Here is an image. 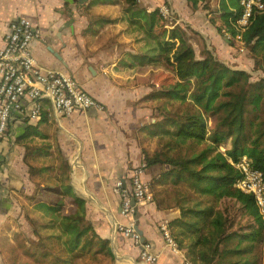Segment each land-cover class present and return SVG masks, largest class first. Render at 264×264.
<instances>
[{
	"label": "trees",
	"instance_id": "16d2710c",
	"mask_svg": "<svg viewBox=\"0 0 264 264\" xmlns=\"http://www.w3.org/2000/svg\"><path fill=\"white\" fill-rule=\"evenodd\" d=\"M186 1L192 11L207 10L218 34L227 36L230 46L247 49L263 74L253 79L247 70L234 68L194 29L199 41L193 47L190 25L176 12L166 18L158 6L138 0H123L119 19L93 14L89 24H123L136 44L120 59L123 66L149 65L175 73L150 93L159 106L139 132L145 142H154L151 151L143 148L145 167L161 168L150 187L160 209L176 211L168 227L184 258L192 264H257L258 250L264 247V212L253 194L235 186L238 170L229 156L248 157L264 178V7H254L247 23L239 26L241 0ZM185 59L195 62L183 67ZM46 117L42 112L40 120ZM32 130L27 125L18 139L36 186L28 199L38 214L31 219L26 215L36 235L35 244L27 247L34 248L29 255L50 258V264H115L110 239L98 234L87 218L85 199L74 194L70 165L58 143L33 142ZM220 145L231 150L229 156ZM66 197L73 198L72 211L63 206Z\"/></svg>",
	"mask_w": 264,
	"mask_h": 264
},
{
	"label": "crops",
	"instance_id": "0c3cea01",
	"mask_svg": "<svg viewBox=\"0 0 264 264\" xmlns=\"http://www.w3.org/2000/svg\"><path fill=\"white\" fill-rule=\"evenodd\" d=\"M167 1L181 20L198 28L206 40L209 38L221 59L239 66L237 63L241 62L244 50L239 52V49L230 46L229 38L221 37L208 17L203 19L201 8L192 11L186 0ZM122 2L123 0H0V47L5 44L12 21L21 17L32 19L45 32V39L34 43L39 67L72 75L100 105L98 109L75 111L67 118H57L48 107L43 110L47 112L43 121L40 120L41 117L31 120L23 118L22 114L12 116L11 130L3 138L0 156V264H8L15 240L20 233L26 234V231L19 233V228L15 229L16 227L10 233H4L7 224L4 215L9 211L11 200L13 197L32 195L36 191L34 182L29 178L25 146L18 141L29 124L33 128V142H39L42 138L46 142L55 140L58 143L63 158L70 165L69 178L74 194L85 199L87 218L98 234L109 238L111 245L112 240L119 238L131 243L130 247L135 250V260L124 258V261L133 264L186 263L178 244L177 250L168 246L160 230L161 224H169L176 211L160 209L154 195L138 205L137 226L144 241L151 243L157 255L155 262L148 263L138 258L140 247L131 240L122 238L116 229L123 219L120 215L121 193L124 189L132 188L134 171H141L142 177L148 182L160 171L157 165L145 167L144 144H140L143 133L139 132L138 127L140 117L137 105L149 98L152 89H148L143 99H140L130 88L136 81H140L137 84L140 90L142 84L148 88L153 85L148 84L146 78L140 77L143 74H131L133 67L123 66L120 61L127 51L132 50V39L125 35L121 22L106 23L103 26L100 23L93 26L89 24V16L93 14L119 19ZM144 3L145 6H158L165 1L149 0ZM109 26L113 28L110 29ZM239 36L235 37L237 42ZM144 93L142 91L141 95ZM36 131L39 133L36 134ZM72 201V197L63 199L66 211H72ZM28 207L32 208V205L28 203ZM21 217L25 223V218L19 215L17 222ZM27 242L28 240L24 241L21 246Z\"/></svg>",
	"mask_w": 264,
	"mask_h": 264
},
{
	"label": "built area",
	"instance_id": "2783aa9c",
	"mask_svg": "<svg viewBox=\"0 0 264 264\" xmlns=\"http://www.w3.org/2000/svg\"><path fill=\"white\" fill-rule=\"evenodd\" d=\"M146 2L149 0H138ZM243 6L239 26L247 23L252 9H262L261 0H241ZM159 9L164 17H170L173 9L162 3ZM45 39V32L36 26L32 19L21 17L11 22L5 44L0 47V156L2 143L8 131V125L15 114H22L26 119H39L45 107L57 118L69 117L75 111L100 108L99 102L70 74L39 67L35 56L34 43ZM221 151L229 156L231 150L220 145ZM229 161L238 170L235 186L254 195L258 206L264 212V178L262 172L253 169L248 157L229 156ZM154 195L150 183L141 171L136 169L132 176V188L122 190L121 211L123 218L117 224L118 234L131 240L140 247L139 258L153 263L157 255L150 242L144 241L136 229L134 205ZM135 204L132 205L131 199ZM160 230L168 246L177 250V243L167 223H162ZM185 264H192L186 260Z\"/></svg>",
	"mask_w": 264,
	"mask_h": 264
},
{
	"label": "rangeland",
	"instance_id": "374dc122",
	"mask_svg": "<svg viewBox=\"0 0 264 264\" xmlns=\"http://www.w3.org/2000/svg\"><path fill=\"white\" fill-rule=\"evenodd\" d=\"M211 3L213 4V1H211ZM149 6H150V8L155 7L152 5H149ZM235 7H237V10L239 9L238 3L235 5ZM200 13H203V15H204L203 19H205V17H209V13L207 10L202 9V11ZM104 16L107 17L106 15H104ZM107 18H109V17H107ZM166 18H169V17H166ZM170 18L172 19L173 16L171 15ZM171 19H167V20H171ZM180 21H181V19H180ZM189 25H190V29L187 30V32L189 33L188 34L189 43H191L193 45V47H198L197 42L199 41V38H198V36L195 35V33H197V32L200 33V31L198 28L194 27L192 24H189ZM109 27H110V29L113 28L111 26H109ZM193 29L196 30L197 32H195ZM227 35H229V34H227ZM202 38H204V37H202ZM239 39H240V36H239ZM207 41L209 43H211L209 38L207 39ZM131 46H132V49H134V47L136 46V44L134 43L133 40L131 42ZM235 48H237V47H235ZM237 49H239V52H242L243 50H244V52H242V54H241V62L239 64L237 63V65H239V66L232 64V65H235V66H233L234 68H241V69L247 70L249 73H251L253 79H255L257 77V75L263 74V71L259 69V67L256 64V62L254 61V59L248 53L247 49H245L243 47H239ZM194 62H195V60H191V59L186 60L185 59L180 65L183 67H186V66H189L191 64H194ZM151 68L152 67H149V65H146L143 68H139V66H133V70H132L131 74H134V73L140 74L141 73L143 75L140 77L142 79L146 78L148 80L147 81L148 84L153 85L152 88H148L146 85L142 84L143 87L141 88L142 90H140V87H138L139 85H137L140 83V81H136L132 84V87H130V88L136 92L135 95L141 97L140 99H143V97L147 93L148 89H152V91L159 89L160 85L162 83H165L164 78L166 76H170V75L175 76V73L172 71H166L164 69H158L155 67L153 69H151ZM149 69H151V70H149ZM139 74H137L138 77H139ZM171 81H173V79H170L167 82L169 83ZM142 91L145 92L143 95H141ZM158 106H159L158 101H152V100H149V98L147 100H145L144 102L139 103V105H137V111H138V114L140 117L138 127H140V125L142 123H143L142 126L151 123L150 120H152V115L154 113V109ZM146 116H147V118H146ZM145 141H146V138H142L140 140V144H144L143 148H145L147 151H151L152 148H155L154 142L147 143ZM160 170H161V168H160ZM22 185L23 184H21V190L23 187ZM11 203L12 204L9 207L7 205V207L9 208V211L6 212L4 215L5 219L7 221V224L5 225L4 233H10L12 231L13 227L14 228L16 227L15 229L19 228V233L26 231V234H24V235L19 234L18 238L15 240V242L11 248L12 255H11V258L9 259L8 264H50V262H51L50 258H44V259L38 258V260H34L29 255V253H34V248H31L33 250L27 249V247H29L31 244H35L34 242H36V239H35L36 235L34 234V231H33L34 226L31 225V222L26 217V215L28 214L30 219H31V217L38 214L34 211L33 206H32V208L28 207V203H29L28 196H22L21 198L13 197V200H11ZM138 205H137V211H138V207H139ZM18 215L23 216L25 218L26 222L25 223L23 222L22 217H21V220H19L17 222V216ZM12 238L14 239V232H13ZM26 240L29 241L28 246H24V245L21 246V244ZM112 241H113V244L111 245V248H112V251H113L114 256H115V262H116L115 264H133L129 261H124V258H126V259L132 258L135 260V257H134V251L135 250L132 247H130L131 243L126 242L125 240L120 239V238H119V240H112ZM39 248H42V247H39ZM258 253H259V257H258L257 264H264V247L260 251L258 250ZM25 257H29V258L25 259ZM86 264H96V263L86 262Z\"/></svg>",
	"mask_w": 264,
	"mask_h": 264
},
{
	"label": "water",
	"instance_id": "95a60500",
	"mask_svg": "<svg viewBox=\"0 0 264 264\" xmlns=\"http://www.w3.org/2000/svg\"><path fill=\"white\" fill-rule=\"evenodd\" d=\"M131 203H132V205L135 204V202H134V198L131 199ZM134 210H135V212H134V217H135V220H136V223H135L136 226H135V227H136V229L139 230V232L141 233L140 229H139L138 226H137V220H138V214H139V212L137 211V206H135V205H134ZM142 238H143V235H142ZM143 239H144V238H143Z\"/></svg>",
	"mask_w": 264,
	"mask_h": 264
}]
</instances>
